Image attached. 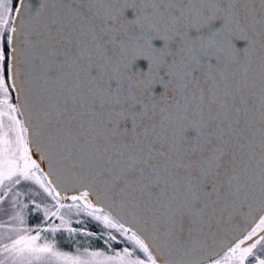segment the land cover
<instances>
[{
  "label": "snow or ice",
  "instance_id": "obj_1",
  "mask_svg": "<svg viewBox=\"0 0 264 264\" xmlns=\"http://www.w3.org/2000/svg\"><path fill=\"white\" fill-rule=\"evenodd\" d=\"M16 37L36 48L34 62L45 83L57 85L63 107L56 136L84 141L90 133L99 139L110 132L118 159L105 160L114 165L107 175L133 202L146 205L154 198L173 239H181L190 219L222 191L214 177L226 170L230 143L243 138L236 126L258 109L259 212L264 214V0L259 9L251 0H0V216L8 215L0 222V264H160L154 239L127 221L114 204L106 205L108 212L97 207L87 187L79 195L62 196L66 190L59 178L51 170L44 172L33 158L31 125L18 118L28 113L23 105L10 102L9 89L22 87L17 83ZM240 42L246 46L239 47ZM6 44L12 61L7 78ZM257 62L258 79L252 75ZM160 86L165 92L157 98ZM36 148L42 151L39 144ZM107 151L104 148L101 156ZM22 181H35L54 201L34 227L26 226L27 205L21 197L27 192L18 190ZM95 196L100 202L99 192ZM67 199L73 204L62 203ZM73 206L77 214L84 209L107 229L121 233L133 247L112 254L59 250L56 241L42 233L54 236L62 228L69 237L77 233L61 213ZM50 216L61 223L42 227ZM258 218L239 243L227 245L226 260L264 264V215ZM116 239L109 234L103 243L111 249Z\"/></svg>",
  "mask_w": 264,
  "mask_h": 264
},
{
  "label": "water",
  "instance_id": "obj_2",
  "mask_svg": "<svg viewBox=\"0 0 264 264\" xmlns=\"http://www.w3.org/2000/svg\"><path fill=\"white\" fill-rule=\"evenodd\" d=\"M251 2L259 9L260 0ZM15 46L19 49L16 53L17 83L22 82V87L15 90L16 98L19 94L17 103L23 105V111L28 113L27 117L21 118L28 119L31 125V146L35 154L45 156L42 161L44 172L51 170L59 178L66 190L61 195L84 191L87 187L92 190L90 197L94 204L103 207L105 212H108L107 204H114L127 221L154 239L153 247L157 249L155 255L160 258V264H209L228 251L229 243L234 246L243 239L242 233L246 234L250 230L249 225L255 227L259 222L258 217L264 215L259 212L261 118L258 109L249 111L246 118L236 126L243 138L230 143L232 151L225 157L226 170L214 177L218 186L223 185L222 191L211 196L210 206L203 213H198L194 221L190 219L181 239H173L168 235L167 217L154 198L146 205H142L140 200L133 202L124 196V189L114 184L107 175V171L114 165L105 160L118 159L115 154L118 148L112 147L110 132L101 135L99 139L95 133H90L84 141L56 136V119L63 107L57 85L45 83L34 62L38 54L34 46L22 45L19 37L15 38ZM157 46L162 47L163 42H157ZM245 46L244 42L239 43V47ZM252 75L258 79V62L253 65ZM164 92V87L160 86L155 95L159 98ZM168 99H171L170 95ZM160 106H164L163 102H160ZM127 127L130 129L131 124ZM37 144L41 152H37ZM202 146L206 147V144ZM106 147L107 153L101 156V151ZM102 170L105 171L103 176ZM96 192L100 194V202L97 201ZM177 192H181V189L177 188ZM169 195H172L171 187ZM143 199L147 201L149 198L145 196ZM144 220H148V223L145 224Z\"/></svg>",
  "mask_w": 264,
  "mask_h": 264
},
{
  "label": "rangeland",
  "instance_id": "obj_3",
  "mask_svg": "<svg viewBox=\"0 0 264 264\" xmlns=\"http://www.w3.org/2000/svg\"><path fill=\"white\" fill-rule=\"evenodd\" d=\"M7 75H8L7 66L5 64V77L6 78H7ZM9 91L11 93L10 102L13 103V104H17V98H16V95H15V90L10 88ZM18 118L22 120L21 116H19ZM30 147L32 149L33 158L37 159V162L40 163L41 168H42V162L40 161L39 156L35 154V152H34V150H33L31 145H30ZM26 183H29L31 188L34 189L33 191H34V194H35V196L37 198L39 197L38 195H40L41 197H45V199H42V200L39 201L40 204H42V206L51 208V205L54 203V201L51 199V197H49L47 195L46 192H44L43 188H41L38 184L35 183V181H22L21 186H18V190L23 191V189L25 188L24 187L25 185H23V184H26ZM80 192H82V191H75L73 193H69V194H65V195L68 196V197H71L72 195H79ZM65 195H62V196H65ZM90 199L92 200L91 197H90ZM92 202H93V200H92ZM62 203L65 204L66 206L73 204L71 199L62 200ZM93 204H94V202H93ZM52 210L55 211V209H52ZM9 211H11L10 207H9ZM61 213L64 214V216L65 215H69V214L79 215L80 213H84V214L88 215L87 211H85L84 209H81L80 213L77 214V210H76V208L74 206L71 209H68L67 207H65L64 209H61ZM89 217L92 218V220L94 222L98 223L101 226L100 227L101 229H99V231H102L103 235L101 236L100 232H99L97 234V236H99V238H97V236L88 237V236L83 235L82 232L79 231V234L76 235V236H79V238L77 237L79 239V241H78L79 243L75 242V244H74V247L76 249H79L80 251H83L85 248H88L90 251H100V250H102V251L108 252L109 254H112L113 250L120 251L124 247H129L130 249L133 247L132 242L128 241L127 238L125 236H123L121 233L117 232L115 229H107L101 222L95 221V219L93 217H91V216H89ZM6 220H8V215L7 214H4L3 216H0V222L6 221ZM51 223H52V221H49L48 224H45L42 227H48V225H51ZM26 226H28V225H26ZM33 234H35V233H33ZM46 234H47V236L49 235L48 233H42V237L46 238L47 240L52 237V236H50V237L47 238ZM109 234L114 235L117 238L115 241H111L110 242L111 245H112L111 249H109L107 247V245H105L103 243V240L107 239ZM59 239L60 238L58 237V240ZM84 239H86V241ZM98 240L102 241V243H100L101 245L97 244ZM4 242H8V241L5 240ZM41 243H43V239L41 240ZM115 244H116V246H117V244L120 245V247H115ZM243 246H246V244L242 245V247ZM90 247H92L93 249H91ZM70 254H76V253H70ZM226 254H227V252H226ZM226 254H224L223 256H221L220 258H218L216 260H219L221 262V264H233V262L231 260H226L225 259ZM137 255L141 256V258H146V254H143L142 252L138 251ZM216 260H214V261H216ZM214 261L209 263V264H214Z\"/></svg>",
  "mask_w": 264,
  "mask_h": 264
},
{
  "label": "trees",
  "instance_id": "obj_4",
  "mask_svg": "<svg viewBox=\"0 0 264 264\" xmlns=\"http://www.w3.org/2000/svg\"><path fill=\"white\" fill-rule=\"evenodd\" d=\"M5 56H6V66H8L9 63H11V52H10V48L9 46H7V44L5 45ZM16 95V94H15ZM25 185L22 189V192H27L26 195H23L21 197V200L23 201L24 204L27 205V225L29 227H34L37 224H41V222L44 220V214H43V209L45 208V206H42V204H40V200L45 199V197H41L40 195H38L39 197L37 198L34 194V189L31 188V186L29 185V183L23 184ZM33 201L35 203H33ZM39 204L40 205V210L37 211L35 209V205ZM65 219L70 221V224L68 226L72 227V228H76L78 231L77 233H75L72 237H69L68 232L66 230V228H62L60 231H58L57 233H55V235L53 236V234L51 232H48V237L52 236L51 238H49V241H52L53 239L56 241L57 243V247L59 248V250L63 251V252H68V253H76L77 249L74 247L75 242L79 243V236H76L79 234V231L81 229H86L89 230L91 232L94 233H102V231H99V229H101L100 225L96 222H94L92 220V218H90L88 215L84 214V213H80L79 215H74V214H69V215H65ZM52 221L51 224H60L61 221L58 217H49L48 218V222ZM45 224H42L41 226H44ZM98 230V231H97ZM58 237L60 238L58 240ZM78 237V238H77ZM86 241V239H84ZM84 241V242H85ZM100 243H102V241L98 240L97 244L101 245ZM96 245V244H95ZM115 247H120V245L115 244ZM91 249H93L92 247H90Z\"/></svg>",
  "mask_w": 264,
  "mask_h": 264
},
{
  "label": "crops",
  "instance_id": "obj_5",
  "mask_svg": "<svg viewBox=\"0 0 264 264\" xmlns=\"http://www.w3.org/2000/svg\"><path fill=\"white\" fill-rule=\"evenodd\" d=\"M17 6H18L17 4H15V3L13 4V8H15V7H17ZM6 35H7V33H6Z\"/></svg>",
  "mask_w": 264,
  "mask_h": 264
},
{
  "label": "flooded vegetation",
  "instance_id": "obj_6",
  "mask_svg": "<svg viewBox=\"0 0 264 264\" xmlns=\"http://www.w3.org/2000/svg\"><path fill=\"white\" fill-rule=\"evenodd\" d=\"M258 223H259V222H258ZM258 223H257V224H258ZM255 226H256V225H255ZM238 243H239V242H238ZM225 254H226V253H225ZM212 262H213V261H212Z\"/></svg>",
  "mask_w": 264,
  "mask_h": 264
}]
</instances>
